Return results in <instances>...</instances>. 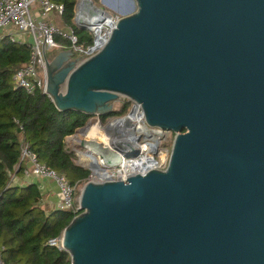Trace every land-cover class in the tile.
<instances>
[{
  "label": "water",
  "instance_id": "obj_1",
  "mask_svg": "<svg viewBox=\"0 0 264 264\" xmlns=\"http://www.w3.org/2000/svg\"><path fill=\"white\" fill-rule=\"evenodd\" d=\"M86 3L80 14L103 8ZM129 3L103 49L45 61V93L92 116L126 96L149 126L175 133L170 160L87 182L62 248L72 264H264V0ZM80 146L95 159L139 154L125 140L117 152Z\"/></svg>",
  "mask_w": 264,
  "mask_h": 264
},
{
  "label": "trees",
  "instance_id": "obj_2",
  "mask_svg": "<svg viewBox=\"0 0 264 264\" xmlns=\"http://www.w3.org/2000/svg\"><path fill=\"white\" fill-rule=\"evenodd\" d=\"M52 1L64 5L60 24L75 26L80 41L90 42L92 36L73 22L77 0ZM30 53L29 44L0 34V255L5 264H72L70 253L50 241L63 235L76 213L49 207L37 182L18 184L14 176L23 172L24 165L19 163L21 143L26 141L40 161L67 176L73 185L86 181L91 170L77 163L67 138L92 115L60 110L43 89L29 93L15 88L14 75ZM131 105L132 100L126 99L100 118L125 116Z\"/></svg>",
  "mask_w": 264,
  "mask_h": 264
},
{
  "label": "built area",
  "instance_id": "obj_3",
  "mask_svg": "<svg viewBox=\"0 0 264 264\" xmlns=\"http://www.w3.org/2000/svg\"><path fill=\"white\" fill-rule=\"evenodd\" d=\"M78 1L80 5H83V0ZM121 1L126 2L131 0ZM116 2H118V0H102L105 7L95 8L93 13L80 14L76 8L74 17L75 22L80 19L82 26L92 33V39L90 42L87 40L81 42L79 35L76 33L75 26L60 25L54 18L56 14L58 16L63 14L64 5L58 4L52 0H0V34L9 36L13 41L29 44L31 50L29 60L24 63L14 75L15 88H23L29 93H33L36 89H43L44 92L47 91V68L45 61H50L48 58V50L56 48L70 50L73 52L74 57L78 59V63H80L103 49L121 18V14L113 13L108 10L109 7L111 9L117 8ZM84 6L86 7L87 4ZM82 15L84 16L82 17ZM4 31L6 32L3 33ZM57 36L64 39L67 43L65 44L58 41L56 39ZM132 108L134 109V112L137 111L138 113H142L141 123L151 136L157 135V132H161L155 143H153V141L148 138L149 136L143 132H135L138 136L136 142L134 143L127 133H123V129L121 130L117 126L111 124V122L118 120V118L115 120L110 119L103 124L101 118L98 117V120L94 119L93 121H89V128L97 124L101 126L106 133H110L112 131L113 133L118 134V138L115 137L113 139L110 137L112 145L113 142L125 140L139 149L137 157H128L123 153L115 151L114 146H110V148L113 147L112 150L117 152L118 155L122 154L121 156L123 157L124 163L126 162L128 165H132L139 159H143L145 156H151L155 164L154 166L147 168V170L167 169L170 160L171 147H167L162 143V135L165 136V133L167 132H170L171 134L172 131L149 126L146 123L141 106L133 102ZM125 128H127V126ZM84 137L90 140L86 133L81 138H75L76 144L79 142V145H81V139ZM169 137H171V135ZM99 143L101 144V142ZM78 147L79 146H76L73 150H75L79 161L85 167L90 169L91 173L86 181L76 185H73L67 176L40 161L38 155L30 149L29 144L26 141H22L21 143V157L19 163V167L21 164L24 165L23 175L25 178H41L43 180L53 182L59 192L57 208L70 209L75 212L76 215L79 213L78 208L80 206L79 193L87 182H103L105 180L116 179L126 180L130 175L145 173L147 171L138 170L136 172H129L126 170V173H123V164L111 160V158L106 160L98 156L97 159H95L94 148L91 146H88L85 151H82ZM103 160L108 161V163H101L103 166H106L107 170L103 171V173H99L96 169L97 166L95 163L98 161L102 162ZM114 166H118V168L114 170L109 169V167ZM15 178L16 176H14V181H16ZM62 240L63 238L61 236L58 239L51 240L50 243L52 245L62 247ZM0 264H5L1 255Z\"/></svg>",
  "mask_w": 264,
  "mask_h": 264
},
{
  "label": "bare ground",
  "instance_id": "obj_4",
  "mask_svg": "<svg viewBox=\"0 0 264 264\" xmlns=\"http://www.w3.org/2000/svg\"><path fill=\"white\" fill-rule=\"evenodd\" d=\"M108 1H115V0H108ZM118 2H122V1L118 0ZM126 2H129V1H126ZM86 4H87L86 0H83V5H86ZM130 6H131V4H130ZM83 16L84 15H82V17ZM141 118H142V113H138L137 111H135L133 114L130 115L129 118L121 119V120H115V121L111 122V124L114 126H117L121 130L123 129V133H127L128 136L132 139V141L134 143L136 142V139L138 136L135 132L145 133L146 135L149 136L148 138L151 139V141H153V143H155V141L158 139V136L161 134V132H157V135L151 136L149 134V132L146 130V128L142 125ZM134 121H136V122H134ZM126 126H127V128H125ZM91 128L95 131V133H93L90 130L87 131V137L91 140V142L100 141L101 144L104 146H107V147L111 146V142L109 141V138L103 133L101 126L95 124ZM91 136H95L97 138H93ZM99 137H103V138L99 139ZM121 155L122 154L117 156L116 161L124 165V170L122 171L123 173L124 172L126 173V170L129 172H133V171L136 172L138 170L139 171L140 170H147V168H150L151 166H154V164H155V162L151 156H145L143 159H139L135 164L128 165L126 162L125 163L123 162V157ZM111 160H114V158H111ZM101 163H108V161H106V160H103L102 162L98 161V164L102 165ZM96 169L99 173H103V171H104L100 166H97Z\"/></svg>",
  "mask_w": 264,
  "mask_h": 264
},
{
  "label": "rangeland",
  "instance_id": "obj_5",
  "mask_svg": "<svg viewBox=\"0 0 264 264\" xmlns=\"http://www.w3.org/2000/svg\"><path fill=\"white\" fill-rule=\"evenodd\" d=\"M94 1V3L97 5V6H104L105 7V4H103L102 3V0H93ZM117 3V5H116V7L117 8H115V9H111L110 7L108 8V10H110L111 12H113V13H117V14H121V11H129L130 9H131V6H130V4H129V2H116ZM55 19H56V21H57V23L58 24H60V17L56 14L55 15V17H54ZM73 22H74V24H76V22H75V20L73 19ZM60 25H62V24H60ZM78 27V26H77ZM78 28H80V27H78ZM84 30H86L89 34H90V37L92 36V33L89 31V30H87V29H84ZM6 31H4L3 33H5ZM28 40H29V38H28ZM61 51H64L62 48H56V49H53V50H48V58H49V60L51 61V60H53ZM126 99H129V98H127L126 96H123V95H121V96H119V98H118V100H116L115 102H114V106H117V107H120L121 106V104H122V102H124ZM132 107H133V101H132V105H131V107H130V110H129V112L131 111V109H132ZM127 115V114H126ZM98 117H100V115H93L92 116V118H94V119H96V120H98ZM120 116H112V117H108L105 121H102V123L103 124H105L108 120H110V119H117V118H119ZM122 117V116H121ZM102 120V119H101ZM134 122H136V121H134ZM93 125V124H92ZM90 131H92L93 133H95V131L92 129V128H90L89 129ZM103 130V133L109 138V141H110V139L111 138H115V137H117V135L118 134H115V133H113L112 131L110 132V133H106V131L104 130V129H102ZM101 131V130H100ZM81 133V135H85L86 133H87V131H85V132H80ZM109 135V136H108ZM171 135V137H169ZM174 136L175 135H173L172 134V132H171V134H170V132H167V133H165V136H163L162 135V139H163V141H162V143L164 144V145H166L167 147H171L172 146V142H173V139H174ZM77 137H79V135L77 136ZM91 137H93V138H97V137H95V136H91ZM111 137V138H110ZM101 138H103V137H99V139H101ZM118 138V137H117ZM120 138V137H119ZM140 139H141V137H140ZM139 139V140H140ZM138 140V141H139ZM100 142V141H99ZM171 143V144H170ZM77 146H79L78 148H80L82 151H85L86 150V148H84V147H81L79 144V142H77ZM111 146H113L112 145V143H111ZM69 147H75V145H74V143L72 144V142H71V144H70V146ZM72 148V149H73ZM111 149H113V147H111ZM171 150V149H170ZM79 159V158H78ZM116 157L114 158V161H116ZM118 168V166H114V167H109V169L110 170H114V169H117ZM37 180V183H39V184H41V182H40V180L39 179H36ZM53 183V182H52ZM79 195H80V193H79Z\"/></svg>",
  "mask_w": 264,
  "mask_h": 264
},
{
  "label": "crops",
  "instance_id": "obj_6",
  "mask_svg": "<svg viewBox=\"0 0 264 264\" xmlns=\"http://www.w3.org/2000/svg\"><path fill=\"white\" fill-rule=\"evenodd\" d=\"M94 118H90L88 121H93ZM81 128V127H80ZM80 128H78L76 130V133L69 136L67 138V142H68V145L70 146L71 142L72 144L74 143L75 147L77 146L76 144V141H75V138L79 135V137H83V135H81L80 133ZM74 147V148H75ZM73 148V147H72ZM77 163L81 164L82 166H84L78 159L77 157ZM85 167V166H84ZM87 168V167H86ZM36 179H39L41 184L40 185V188L42 189V192H43V196H44V204L46 205H49V207H54V208H57V205H58V201H59V192H58V188L56 187V185L50 181H47V180H43L41 178H25L24 175H23V172L21 175H18L16 176L15 178V182L18 183V184H27L29 182H37Z\"/></svg>",
  "mask_w": 264,
  "mask_h": 264
}]
</instances>
